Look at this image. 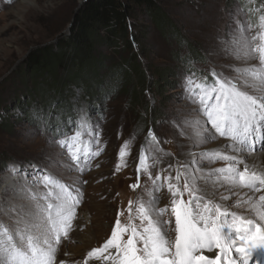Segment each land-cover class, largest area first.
<instances>
[{
    "label": "snow or ice",
    "instance_id": "obj_1",
    "mask_svg": "<svg viewBox=\"0 0 264 264\" xmlns=\"http://www.w3.org/2000/svg\"><path fill=\"white\" fill-rule=\"evenodd\" d=\"M243 12L245 23L237 24V35L224 51L246 65L233 67L237 73L234 77L215 70L211 72L212 81L205 77L200 82L195 73L185 77L186 96L199 105L200 116L183 121L185 127L192 128L194 144L219 138L227 143L217 149L186 153L192 159L175 168L170 163L153 177L150 169L160 163L153 153L160 158L172 154L160 147L149 129L145 138L148 155L142 146L136 182L129 185L133 191L140 188L143 172L151 182L147 199H130L126 209L117 211L110 237L76 264H261L264 169L258 170L246 159L264 152V15L258 16L253 25L248 19L253 10L243 8ZM250 61L256 63H247ZM90 122L91 117L85 113L72 135L53 141L64 150L60 155L67 153L71 161L58 163L81 175L90 171L91 160L104 150L99 130ZM84 136L89 141L82 139ZM128 144L125 141L121 146L117 172L127 166L124 158ZM216 161L226 162L225 166L203 170V163ZM8 171L22 182L11 188L15 200L7 204L0 200V264H57L60 245L74 230L76 210L83 200L81 185L87 181L77 177L66 185L36 164L24 169L12 164ZM221 187H226L230 195L218 194ZM244 189L247 191L241 193ZM161 190H166L170 198L164 207H160ZM233 196L237 199L228 204ZM233 208H243L247 215ZM125 213L126 221L122 223L120 217Z\"/></svg>",
    "mask_w": 264,
    "mask_h": 264
},
{
    "label": "rangeland",
    "instance_id": "obj_2",
    "mask_svg": "<svg viewBox=\"0 0 264 264\" xmlns=\"http://www.w3.org/2000/svg\"><path fill=\"white\" fill-rule=\"evenodd\" d=\"M82 1L0 0V200L5 201V204L10 199L15 200L11 188L22 182L19 176L13 179L8 171L9 165L12 164H17L22 169L36 164L56 175L66 185H71L77 177L87 181V184L81 185L83 200L76 210L74 230L67 240L62 241L56 256L57 264L61 261H64V264L82 262L89 250L100 247L110 237L118 210L126 209L130 199L135 201L138 196L147 199L146 191L151 189V182L143 172L140 173V188L133 191L129 185L136 182V165L142 146L145 155H148L145 138L149 129L160 141V147L172 154L160 158L158 154L153 153L160 159L157 167L150 169L153 177L170 163L175 168L192 159L184 155L186 153L217 149L220 148V142L226 141L225 138H219L199 146L194 144L191 138L192 128L185 127L183 121L199 117V105L188 100L185 93V77L195 73V78L200 82H203L205 77L212 81V70L222 72L227 77L236 76L233 67L242 68L246 62L228 55L224 49L236 37L237 24L245 23L243 8L253 10L252 15L248 17L253 25L257 24L258 16L264 15V4L255 7V0H159L168 18L164 26H157L150 18L142 15L137 19L144 35L145 54L141 62L147 69L150 66L173 67L176 75L163 85L162 82L150 78L148 88L145 87L146 97L141 88L143 99L136 104L132 101L133 93L125 81H122V76L116 78L113 83L107 79V89H111L113 85L115 88L108 98L103 102H96L93 108L86 103V95L81 89H75L71 99V108H76V112L71 115L73 121L55 132L48 125L53 104L45 110V117L40 116L36 107L28 109L27 114L30 117H26L17 107L16 104L28 99L27 94L30 91L26 78L21 76L17 67L33 48L53 42L60 33L69 30L70 22ZM176 33L177 37L174 35ZM192 49L199 55L195 54L194 58L189 60L188 67L182 63V59L188 56ZM108 53L112 59L107 60V66H113L114 60L118 61L119 57L126 58L130 55L128 52L113 49H108ZM247 63L254 64L256 61ZM171 83L174 85H170ZM150 108L153 113L158 114L154 126L150 125ZM85 113L91 117L92 127L98 128L100 144L104 150L100 156L91 160L90 171L81 175L58 163L62 161L63 164H70L71 161L67 153L60 155L64 150L53 141L72 135L76 123ZM144 123L146 126L143 128ZM82 139L89 141L90 138L84 136ZM125 141H129L125 149L128 155L124 158L127 166L117 172L116 165L121 162L119 152ZM148 162L151 163V158ZM225 163L205 162L202 168L207 172L209 169L222 168ZM31 178L29 175L28 179ZM220 190L218 189V194L230 195L227 191ZM246 191L241 190V193ZM160 195V207H164L170 198L166 190H161ZM236 199L237 197L233 196L227 203L232 204ZM233 209L239 211L243 208ZM126 217L127 213L120 217L122 223L126 221ZM88 228H91V231H88ZM88 234L89 239L84 241L83 238L86 239ZM169 239H172V235ZM75 245H84L86 249L80 257L71 260L70 246Z\"/></svg>",
    "mask_w": 264,
    "mask_h": 264
},
{
    "label": "trees",
    "instance_id": "obj_3",
    "mask_svg": "<svg viewBox=\"0 0 264 264\" xmlns=\"http://www.w3.org/2000/svg\"><path fill=\"white\" fill-rule=\"evenodd\" d=\"M258 4L263 5L264 0H255L254 6ZM141 15L150 18L157 26L162 27L168 22L159 0L86 1L75 21L70 22L68 31L60 33L53 42L33 48L17 67L21 76L26 78L30 90L28 99L16 104L17 107L26 117H30L28 109L36 107L40 116L45 117V110L53 104L48 125L56 132L73 121L71 115L76 112V108H71V99L75 89H81L86 95V103L93 108L96 102L108 98L115 88L113 85L107 89V79L113 83L122 76V81L133 93L132 101L135 104L143 99L141 88L146 97L145 89L150 78L162 82V85L168 82L176 75L175 68L150 66L147 69L141 62L145 54L143 30L137 20ZM174 35L177 37L178 33ZM108 49L128 52L130 55L119 57L118 61L114 60L113 66H107V60L112 59ZM195 54L199 55L195 50H190L182 63L189 67V60ZM160 87L157 89L160 90ZM150 109V125L154 126L158 114ZM143 125L144 128L146 123Z\"/></svg>",
    "mask_w": 264,
    "mask_h": 264
},
{
    "label": "bare ground",
    "instance_id": "obj_4",
    "mask_svg": "<svg viewBox=\"0 0 264 264\" xmlns=\"http://www.w3.org/2000/svg\"><path fill=\"white\" fill-rule=\"evenodd\" d=\"M225 143H227V141L220 142L219 147H221ZM217 144H218V142H217ZM246 162L249 163V165L255 164L258 170L264 169V152H256V153H254L252 155L251 159H246ZM219 189H221L223 191H227L226 187H221ZM256 195L258 196L259 193L256 194ZM232 210H234V209H232ZM238 212L241 215H247V213L244 211V209H241ZM88 231H91V228H88ZM170 236H171V234H170ZM88 239H89V234L86 235V239L83 238L84 241H87ZM86 246L88 247V244ZM86 246H84V245L83 246H78V245L70 246L71 247V251H72V255H71V257L69 256V258L72 260V258L80 257L81 256L80 254H83L84 250L86 249ZM89 246H90V244H89ZM205 254L208 255L209 253L206 252ZM263 262H264V259L261 260V264H263Z\"/></svg>",
    "mask_w": 264,
    "mask_h": 264
},
{
    "label": "water",
    "instance_id": "obj_5",
    "mask_svg": "<svg viewBox=\"0 0 264 264\" xmlns=\"http://www.w3.org/2000/svg\"><path fill=\"white\" fill-rule=\"evenodd\" d=\"M86 1H88V0H83V1L80 3V6L77 8V10H76V12H75V14H74L73 21H75V19H76V17H77V14H78V12H79V10H80V8L82 7V5H83Z\"/></svg>",
    "mask_w": 264,
    "mask_h": 264
}]
</instances>
